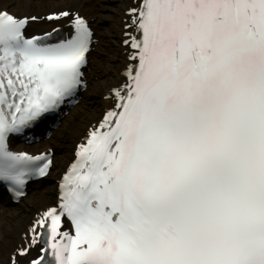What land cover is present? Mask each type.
I'll use <instances>...</instances> for the list:
<instances>
[{
  "label": "snow or ice",
  "instance_id": "obj_1",
  "mask_svg": "<svg viewBox=\"0 0 264 264\" xmlns=\"http://www.w3.org/2000/svg\"><path fill=\"white\" fill-rule=\"evenodd\" d=\"M121 82L74 150L54 206L9 264H264V0H135ZM29 35L0 10V184L14 198L51 156L11 150L78 103L88 20Z\"/></svg>",
  "mask_w": 264,
  "mask_h": 264
},
{
  "label": "bare ground",
  "instance_id": "obj_2",
  "mask_svg": "<svg viewBox=\"0 0 264 264\" xmlns=\"http://www.w3.org/2000/svg\"><path fill=\"white\" fill-rule=\"evenodd\" d=\"M98 1L100 0H8L0 2V6L3 8L11 7L14 13L21 12V14H25L26 12L35 10L39 14L44 15L46 13L43 12H47L52 7L54 8L52 11L56 12L63 10L73 11L81 9V11H83L86 15L88 14L90 19L95 21V23H99L103 17L108 16L112 22H115V24L118 25V23L121 22L123 10L125 9V6L128 4V2L126 0H114L116 2V5L114 6L115 8L110 9L108 6L100 8L96 5V2ZM105 11H114V15H117L118 18L116 19L114 15L109 16L108 13L103 14V12ZM94 17H96V19ZM46 28L48 27L43 26L40 30H45ZM103 34L105 35V33H102L101 31H99V28H97V35L102 37ZM99 44L100 46L105 44L108 45V43L102 40H100ZM110 50L111 54L113 53L112 60L117 62L116 69L113 71L115 72L116 78L113 77V72L107 70L110 67L108 65H105L106 70L102 67V73L99 74L97 85L94 84L95 88L97 86L98 91L103 89V95H105L111 87L117 85L120 82V77L118 78V74H120V71L123 68L124 64V62L121 61L119 50L116 47H111ZM98 53H100L101 55V52L98 51ZM93 76L95 77L97 75L93 73ZM89 103L90 106L93 107V109H98L99 102L97 103L91 100ZM83 114H86L85 111L83 112ZM77 127L78 125H75L72 128L71 132L68 133L69 136H72L74 134V131ZM62 140H64V142L67 141L65 137H62ZM68 141H70V139ZM64 145L62 146L58 144L57 150L58 152H61L62 155L58 156L57 159H55L56 161L53 164L56 169L55 172L50 174L45 180H54V178L56 177L55 173L57 172V168L60 167L62 163L69 160L71 155L68 154L67 146ZM54 191V187H44L39 190L38 193L30 196V199L26 203V206L22 204L23 206H20L12 211L6 210L4 218L0 220V264H9V257L21 244V234L25 233L30 219L37 211L48 206L52 202ZM20 264H25V262L21 260Z\"/></svg>",
  "mask_w": 264,
  "mask_h": 264
},
{
  "label": "rangeland",
  "instance_id": "obj_3",
  "mask_svg": "<svg viewBox=\"0 0 264 264\" xmlns=\"http://www.w3.org/2000/svg\"><path fill=\"white\" fill-rule=\"evenodd\" d=\"M98 4H99V6H101V7H109L110 9H114L115 7V4L116 3H114V4H108L107 3V1L106 0H100V1H98ZM59 8V7H58ZM0 9H1V7H0ZM54 8L52 7V8H50V10H48V11H52ZM61 9V8H60ZM10 10H12V8L11 7H9V11ZM44 13V12H43ZM108 13V15L109 16H112V15H114L115 13H114V11L113 12H107V11H105V12H103V14H107ZM29 14H39L37 11H35V10H32V11H30L29 12ZM116 16V17H115ZM114 17L115 18H118V16L117 15H114ZM108 20H109V17L108 16H106V17H103L102 19H101V24H100V28L102 29L103 28V30L105 31V35H103V37H102V40L104 41V42H106V43H108V45L107 44H105V45H103L102 47H101V49H102V53H104L103 54V57H102V59H100L101 61H102V64H104V67H103V69H105L106 70V67H105V65L107 66H112L113 65V63L110 61L111 59H110V57H111V47L113 46V44H115V39H114V33H113V29H114V27L116 26L115 24H114V22H111V23H108ZM110 42V43H109ZM110 48V49H109ZM107 70H109V68L107 69ZM101 71H102V69H101ZM98 82V81H97ZM97 82L95 81V85H97ZM94 90V91H93ZM98 92V89H97V86H96V88L94 87V85H92L91 86V89H89V91H87V93L85 94V97H84V99H83V101L81 102V104L78 106V108L73 112V114L71 115V118H69V121H71V123L73 122V121H75V123L76 124H79V126H80V129H79V131H82L83 129H85V127H86V125H87V123H89L90 121H94L96 118H98L99 117V114H100V106L98 107V109H93V107L92 106H90V101L91 100H93V101H95V102H101V93H97ZM99 92H103V89H101ZM97 93V94H96ZM89 103V104H88ZM85 111V113L86 114H83V112ZM69 122L67 121L66 123H65V125L61 128V130L57 133V135L53 138V140H52V142L54 143V144H56V142H54V141H57V143L58 144H61V142H59L60 141V139L62 138V136H63V134H64V132L66 131V129H67V127L69 126V124H68ZM65 128V129H64ZM63 131V132H62ZM78 131V132H79ZM63 134H62V133ZM60 134V135H59ZM59 135V137L57 138V136ZM65 136V135H64ZM57 139V140H56ZM63 143L68 147V154L70 153V151H71V143L70 142H68V139H67V141L66 142H64V140H63ZM64 145V146H65ZM54 146V145H53ZM62 155V153L60 152L58 155L56 154L55 156L56 157H58V156H61ZM64 163H62L61 164V166L63 165ZM49 186H51V180L49 179V180H46L45 182H44V184H43V187H49ZM30 198V197H29Z\"/></svg>",
  "mask_w": 264,
  "mask_h": 264
}]
</instances>
